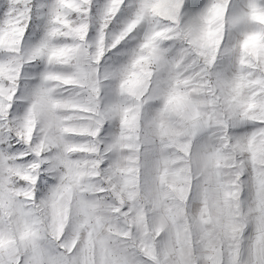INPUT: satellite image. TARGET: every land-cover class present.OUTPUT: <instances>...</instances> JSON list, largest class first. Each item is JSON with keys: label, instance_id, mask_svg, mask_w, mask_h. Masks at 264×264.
Wrapping results in <instances>:
<instances>
[{"label": "snow or ice", "instance_id": "snow-or-ice-1", "mask_svg": "<svg viewBox=\"0 0 264 264\" xmlns=\"http://www.w3.org/2000/svg\"><path fill=\"white\" fill-rule=\"evenodd\" d=\"M0 264H264V0H0Z\"/></svg>", "mask_w": 264, "mask_h": 264}]
</instances>
